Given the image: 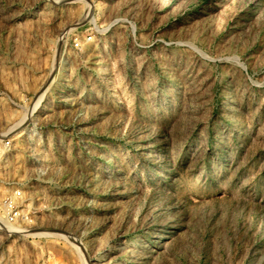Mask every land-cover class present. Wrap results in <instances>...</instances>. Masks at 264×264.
Returning a JSON list of instances; mask_svg holds the SVG:
<instances>
[{
  "label": "rangeland",
  "instance_id": "374dc122",
  "mask_svg": "<svg viewBox=\"0 0 264 264\" xmlns=\"http://www.w3.org/2000/svg\"><path fill=\"white\" fill-rule=\"evenodd\" d=\"M3 140L0 264H264V0H0Z\"/></svg>",
  "mask_w": 264,
  "mask_h": 264
},
{
  "label": "built area",
  "instance_id": "2783aa9c",
  "mask_svg": "<svg viewBox=\"0 0 264 264\" xmlns=\"http://www.w3.org/2000/svg\"><path fill=\"white\" fill-rule=\"evenodd\" d=\"M10 147V141L9 140H3L0 141V165L3 163L5 154L7 150ZM14 199H21V193L20 191H17L16 194L14 195ZM13 198H7L3 201L2 203V211L4 213V217L8 223H13L16 221V219L19 217L20 212L18 211V207L16 203L14 202Z\"/></svg>",
  "mask_w": 264,
  "mask_h": 264
},
{
  "label": "bare ground",
  "instance_id": "6f19581e",
  "mask_svg": "<svg viewBox=\"0 0 264 264\" xmlns=\"http://www.w3.org/2000/svg\"><path fill=\"white\" fill-rule=\"evenodd\" d=\"M39 105H40V102L35 103L34 109H37L39 107ZM41 234H44V233H37V235H41ZM31 235H35V233L31 234Z\"/></svg>",
  "mask_w": 264,
  "mask_h": 264
}]
</instances>
